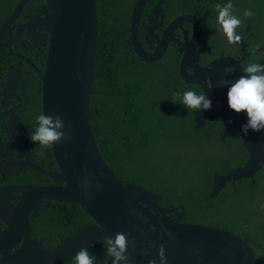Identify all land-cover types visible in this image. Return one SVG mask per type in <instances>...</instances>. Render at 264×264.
<instances>
[{"label": "water", "instance_id": "water-1", "mask_svg": "<svg viewBox=\"0 0 264 264\" xmlns=\"http://www.w3.org/2000/svg\"><path fill=\"white\" fill-rule=\"evenodd\" d=\"M44 1L40 14L19 31L37 29L49 39L47 62L38 73L42 82L43 114H58L63 118L66 138L51 145L60 171L45 172L31 161L19 166L63 186L0 192V217L6 224L0 228V264H66L81 248L100 243L104 237L114 239L118 232L128 234L131 256L126 264H149L154 258L159 264L160 245L165 247L166 264H261L247 241L219 227L183 222L186 220L184 207H162L158 195L141 185L125 184L108 166L90 121L92 97L98 93L93 88L98 57L96 1ZM29 2L21 0L14 8L0 29V38L5 31L12 32V24ZM147 2L137 0L131 21L129 41L137 57L142 62H157L169 42H179L175 39V29L184 23L194 24L192 38L185 31V42H179L183 52L180 76L185 84L200 87L212 101L210 109L194 112L196 128L213 119L211 113L217 111V119L227 123L232 133L239 131L247 149L244 165L213 175L210 197H217L227 183L254 179L264 169V142L258 139L257 131L249 129L247 134L242 131L248 121L247 114L237 113L227 104L230 83L244 74L241 61L221 56L200 66V44L205 40L203 26L198 18L189 15L169 24L154 52L145 51L140 29ZM240 44L244 47L243 38ZM190 67L193 72L189 71ZM226 68L234 70L232 77ZM17 197L21 201L14 205ZM51 200L79 205L95 224L82 227L57 246H47L43 238L31 235V216L48 208L44 202ZM107 257H110L107 264H112V257L107 253L96 264Z\"/></svg>", "mask_w": 264, "mask_h": 264}, {"label": "trees", "instance_id": "trees-1", "mask_svg": "<svg viewBox=\"0 0 264 264\" xmlns=\"http://www.w3.org/2000/svg\"><path fill=\"white\" fill-rule=\"evenodd\" d=\"M20 1L0 0L6 3L0 10L3 19ZM95 1L98 57L93 88L98 93L92 97L90 121L108 166L125 184H138L158 194L163 207L182 205L186 222L219 227L245 240L238 228L240 223L261 217L264 169L254 180L227 183L217 197L211 198L213 175L225 174L247 161V152L240 142L242 149H233L230 154L222 143L225 137L239 140L240 134L232 133L216 115L196 128L194 112L199 110L188 109L172 99L176 92L200 93L199 87L181 80L176 61V67L163 62L134 61L128 45L131 19L122 1ZM39 2L32 0L25 9ZM134 2L127 5L128 10L132 11ZM235 5L264 15V0H235ZM245 10L234 13L242 21L237 31L248 23L252 33L259 34V29H264V19L245 18ZM47 148L52 151L50 146ZM68 217L77 223L83 217L88 220L89 215L77 207ZM60 220L64 221L62 214ZM0 225L5 226L1 217ZM33 225L36 230L48 228L41 226L40 221ZM259 261L264 264V260Z\"/></svg>", "mask_w": 264, "mask_h": 264}, {"label": "flooded vegetation", "instance_id": "flooded-vegetation-1", "mask_svg": "<svg viewBox=\"0 0 264 264\" xmlns=\"http://www.w3.org/2000/svg\"><path fill=\"white\" fill-rule=\"evenodd\" d=\"M121 1L124 5V11L132 21L137 0L134 2L132 11L127 8L131 0ZM178 1L179 3L173 0H148L141 19L140 29V38L145 51L154 52L169 24L181 16L189 15L198 18L203 26V38L205 40L200 44V66L204 67L221 56H230L241 61L242 67L253 62L264 64V29L260 28L259 34L252 33L251 29L247 30L246 26L249 25L246 23L238 31L242 35L244 47L240 42L230 44L227 36L220 29L215 5L218 3L225 5L231 2L234 6L233 13L236 10H245L241 7L237 8L235 0ZM0 4V10L6 7V3ZM44 5V0H41V3L31 5L29 9H25L26 5L20 17L12 24V32L7 30L5 31L6 34H3L0 38V192L11 189L22 191L35 187L63 186V183L56 184L53 180L30 168L19 166L20 164H31L32 162L34 166L43 169L45 172L60 171L53 150L50 152L47 147L41 148L38 142H33L30 138L31 131H35L38 126L36 117L43 114L42 82L38 73L44 70L47 62L49 39L45 37V33L37 29L19 31L30 19L40 14V10ZM254 16L264 19V15L261 13H255ZM3 17L0 15V29L8 18V16L4 19ZM194 27L192 23H184L182 27L175 29V39L180 43L185 42V31H188L190 38H192ZM148 38L149 40H147ZM179 42H169L165 54L154 63L163 62L167 64L166 66L176 67V61L180 73L183 52ZM128 45L131 52L134 53V61L144 63L137 57L130 41ZM221 48H223V51H221ZM225 51L228 53L225 54ZM173 55H175V60L172 59ZM189 71L193 72L194 69L190 67ZM226 72L230 73L232 77L234 70L226 68ZM200 93H202L201 89ZM211 115H217L218 117V112L213 111ZM219 120L224 125L226 124L222 119ZM226 125L228 126V124ZM237 132L239 133V131ZM258 139L264 142V130L258 132ZM224 142L229 154L233 149H242L238 146L240 143L247 152L242 144L241 137L239 140L225 137V140H222V143ZM40 153H43V155H40ZM20 201L21 198L17 197L13 204L17 205ZM44 204L45 206L48 205V208L45 207L40 210L38 215L31 216L33 226L31 235L39 239L43 238L47 246H57L67 236L74 234L82 227L95 224L90 216L88 220L83 217L82 221L71 222L68 215L72 216L77 207H80L79 205L59 203L54 200L45 201ZM159 204L162 206V200ZM171 206L176 205L171 204ZM176 207L183 208L182 205ZM260 212L261 217L259 219L254 217L251 221L244 224L240 223L238 232L245 237V241L252 247L256 257L259 260H264V205L260 208ZM61 214L64 218L63 222L60 220ZM38 221L41 222V226L42 224L48 225V228L36 230L33 222ZM183 222H186V220ZM260 223L262 225H259ZM5 226L0 225V228ZM107 239V237H104L100 240V243L88 246L89 251L99 257V260L107 253V246L105 245ZM109 259L110 257H107L100 264H107ZM70 261L68 264H74L73 260Z\"/></svg>", "mask_w": 264, "mask_h": 264}, {"label": "clouds", "instance_id": "clouds-1", "mask_svg": "<svg viewBox=\"0 0 264 264\" xmlns=\"http://www.w3.org/2000/svg\"><path fill=\"white\" fill-rule=\"evenodd\" d=\"M215 8L218 13V24L227 36L228 42L230 44L241 42L242 35L237 29L241 26L242 21L233 13V4L231 2L225 5L218 3ZM254 15L255 13L251 9H246L243 13L245 18ZM242 71L244 74L235 82L225 81L226 84L230 83L227 93L228 105L237 113L246 111L248 121L242 128L245 134L248 133L249 129L259 132L264 130V64L248 63L242 67ZM174 96L176 98L172 99L173 102L181 103L188 109L207 110L212 106V101L206 97L204 92L198 94L195 91L187 90L182 94L176 92ZM36 120L38 126L35 131H31L30 138L33 142H38L41 148L54 145L66 138L65 123L60 115L40 114ZM153 231H155V226H153ZM106 245L107 255L112 257V264H126L131 256V253L128 252V234L118 232L114 239L112 237L107 239ZM133 247H135L134 241ZM152 247H155V242H152ZM144 252L147 254L148 249H145ZM158 256L159 264H166L167 257L164 245H160ZM72 260L74 264H96L99 257L91 253L88 247H83L72 257ZM149 264H157V260L151 259Z\"/></svg>", "mask_w": 264, "mask_h": 264}]
</instances>
